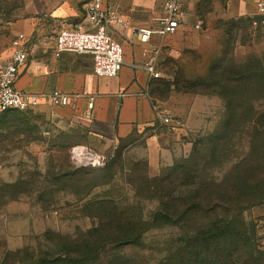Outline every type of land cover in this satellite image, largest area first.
<instances>
[{
	"label": "rangeland",
	"instance_id": "1",
	"mask_svg": "<svg viewBox=\"0 0 264 264\" xmlns=\"http://www.w3.org/2000/svg\"><path fill=\"white\" fill-rule=\"evenodd\" d=\"M228 2L189 0L194 12L191 26L187 29L182 26L175 34L165 36L155 60L161 73V87L173 82L177 86L172 85L171 91L165 93L167 97L156 102L154 120L134 137L115 141L112 146L105 141L101 145L100 139L93 138L86 126L61 119L53 106L46 112L28 113L34 127L29 135H13L10 132L13 128L1 130L0 257L7 250L25 247L35 251L55 249L45 239L47 231L74 236L88 230L100 221L97 216L100 211L87 203L100 196L111 200V206L118 207L127 221H163L147 230L138 244L117 250L109 245L106 257L119 254L139 264H191L196 258L195 251H199L198 244L209 234L214 222L212 216L199 213L164 222L156 216L159 199L154 194L147 195L143 181L146 175L163 174L175 164L190 159L194 144L202 138L201 153L190 163L192 166L198 163L196 170L201 176L220 180L229 173L240 176L260 162L264 165V135L257 134L245 120L252 112L264 110V88L235 90L225 85L211 87V94H199L195 89L188 91L186 83L209 79L211 65L222 57L227 65H245L253 56H264V34L258 37L254 31L246 32L245 23L237 29L231 20L240 17L227 16ZM70 3L69 0H0V68L13 53L16 40L25 42L29 58L39 49H51L61 28L73 20L59 16L63 8L71 11ZM83 4H79L82 12L79 21L85 18ZM221 95L232 101V108L240 113V118L231 132L223 134L214 150L207 138L222 130L228 114L227 100ZM13 114L15 111H10L6 116ZM163 117L171 120L165 122ZM77 145L105 154L108 161L101 168L112 167L96 182L97 186L87 188L86 192L84 185L58 180V173L69 169V165L85 167L75 165L71 159L72 149ZM158 145L173 154V161L159 156ZM112 175L113 179L105 183ZM179 192L188 194L190 188H180ZM181 202L182 199L176 201ZM233 215L236 219L227 223L241 233L245 242L247 238L252 241L259 261L249 260V242L239 254L249 264H264V203ZM15 246L21 247L14 249ZM227 264L243 263L228 260Z\"/></svg>",
	"mask_w": 264,
	"mask_h": 264
},
{
	"label": "trees",
	"instance_id": "2",
	"mask_svg": "<svg viewBox=\"0 0 264 264\" xmlns=\"http://www.w3.org/2000/svg\"><path fill=\"white\" fill-rule=\"evenodd\" d=\"M231 22L237 29L245 23L246 32L254 31L258 37L264 34V28L261 26L253 28L249 18L240 17L237 20L232 19ZM186 83L189 86L188 91L195 89L194 92L199 94H211L213 92L210 91L211 87L225 85L235 90L247 87L263 89L264 56H253L245 65H227L225 58L222 57L211 65L209 79L186 81ZM160 84L159 79L152 90L155 97L160 100L167 97L165 93L171 91L172 85L177 86L175 82L168 83L166 87H161ZM221 97L227 100L228 114L222 130L214 135L210 134L207 138L213 144L214 150L219 147L224 138L223 134L231 132L233 125L240 118V113L232 108V101L222 95ZM29 112L33 111H15V114L10 116H6L8 112L1 113L0 132L13 128L10 132L16 136L32 133L34 127ZM245 120L250 122L257 134L264 135V110L252 112V115L247 116ZM203 145L204 138L199 139L194 144V153L190 159L175 164L163 174L153 177L146 175L143 182L148 191L147 195L151 197L154 194L159 199L160 206L156 216L165 220L164 222L171 223L172 218L182 220L188 215L199 213L212 216L211 221L214 222L208 231L209 234L198 244L199 251H195L196 258L191 264H227L228 260L233 262L240 260L243 264H249L239 254L241 249L246 247L249 239H245V242L241 233L234 230L227 222L236 219L233 214L237 211L242 213L264 203V165L260 162L250 170L251 172L246 171L240 176L229 173L220 180L208 179L197 172L198 163L193 166L190 164L195 156L201 153ZM110 168L112 167L107 165L102 168L85 166L79 169L69 165V169L66 168L58 173V180L65 184L84 185L86 192L87 188L97 186L96 182L103 179L105 172H109ZM113 177L110 176L105 183H109ZM183 187L190 188V192L182 195L179 190ZM75 193L77 194L78 191ZM178 199H182V202L176 203ZM87 204L90 208L99 207L100 211L97 213L100 221L91 228L80 231L74 236L47 231L44 235L45 239L51 242L55 249L35 251L25 247L7 250L4 256L0 257V264H139L119 254L106 257L108 246L112 245L113 249L117 250L138 244L147 230L163 221L153 223L127 221L123 219V212H119L118 207L111 206L113 204L111 200L101 199L100 196L91 199ZM247 246L249 260L257 263L259 259L255 258L256 249L251 240Z\"/></svg>",
	"mask_w": 264,
	"mask_h": 264
},
{
	"label": "crops",
	"instance_id": "3",
	"mask_svg": "<svg viewBox=\"0 0 264 264\" xmlns=\"http://www.w3.org/2000/svg\"><path fill=\"white\" fill-rule=\"evenodd\" d=\"M86 1L69 0L71 11L63 8L65 10L59 14L62 18H73L67 26L82 19L79 4L84 2V10ZM258 1L261 0H229L227 16L248 18L256 10ZM164 3L165 0H104L105 7L123 19V23L111 24L114 38L125 47V63L117 76H96L93 58L89 54L64 52L56 55L54 42L51 49H39L28 58L17 80V87L37 94H47L55 89L67 93L70 103L56 107L60 118L83 124L93 138L100 139L101 145L105 141L112 146L115 141L134 137L155 118V104L160 99L152 90L159 77H153L146 64L153 57L156 60L164 41V37L155 35L150 43H142L137 29L151 26L164 16ZM183 8L186 17L182 29H187L192 24L193 5L187 0ZM156 69L159 71L157 63ZM49 107L43 102L38 110L46 112ZM158 146L159 156L173 161V154L169 152V155L166 148Z\"/></svg>",
	"mask_w": 264,
	"mask_h": 264
},
{
	"label": "built area",
	"instance_id": "4",
	"mask_svg": "<svg viewBox=\"0 0 264 264\" xmlns=\"http://www.w3.org/2000/svg\"><path fill=\"white\" fill-rule=\"evenodd\" d=\"M187 0H165V14L151 26L137 29L139 40L150 43L153 36L165 37L175 34L185 23L186 13L183 8ZM253 28H264V1H258L256 10L248 15ZM123 23L116 12L105 7L104 0H87L85 21H77L61 28L55 41V54L64 52L89 54L93 58V70L98 77L117 76L125 63V47L116 40L111 31V24ZM200 27V24L197 25ZM29 58L25 42L16 40L14 51L8 61L0 68V114L10 111H36L43 102L53 107H64L70 103V96L55 89L47 94H37L19 89L16 85L22 68ZM148 71L155 78L160 77L154 57L146 64ZM156 108V107H155ZM161 114V113H159ZM169 122V117L162 118ZM71 159L77 166H104L108 158L84 145L74 146Z\"/></svg>",
	"mask_w": 264,
	"mask_h": 264
}]
</instances>
